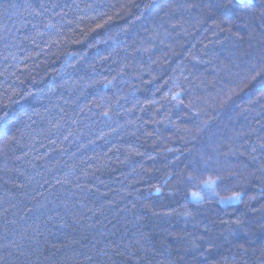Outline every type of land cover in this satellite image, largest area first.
<instances>
[{"label":"trees","instance_id":"16d2710c","mask_svg":"<svg viewBox=\"0 0 264 264\" xmlns=\"http://www.w3.org/2000/svg\"><path fill=\"white\" fill-rule=\"evenodd\" d=\"M5 114L0 264H264V0H0Z\"/></svg>","mask_w":264,"mask_h":264},{"label":"snow or ice","instance_id":"6c2138e0","mask_svg":"<svg viewBox=\"0 0 264 264\" xmlns=\"http://www.w3.org/2000/svg\"><path fill=\"white\" fill-rule=\"evenodd\" d=\"M237 3L239 4H251V3H254L255 0H236ZM7 118V115L5 114L4 116H0V120H4ZM205 183H208V182H205ZM157 191H159V188H157ZM240 196L241 194L240 193H234L233 196L231 197H227L226 199H229V200H239L240 199Z\"/></svg>","mask_w":264,"mask_h":264}]
</instances>
